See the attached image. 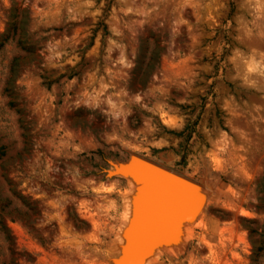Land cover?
Here are the masks:
<instances>
[{
  "label": "rangeland",
  "instance_id": "rangeland-1",
  "mask_svg": "<svg viewBox=\"0 0 264 264\" xmlns=\"http://www.w3.org/2000/svg\"><path fill=\"white\" fill-rule=\"evenodd\" d=\"M130 155L208 194L153 264H264V0H0V264H112Z\"/></svg>",
  "mask_w": 264,
  "mask_h": 264
},
{
  "label": "bare ground",
  "instance_id": "bare-ground-1",
  "mask_svg": "<svg viewBox=\"0 0 264 264\" xmlns=\"http://www.w3.org/2000/svg\"><path fill=\"white\" fill-rule=\"evenodd\" d=\"M135 160L131 156L129 164ZM114 174L125 179L129 189L124 194L123 212L126 217L121 221L116 236V254L110 257L112 264L117 261L118 264H153L190 238L193 228L203 225L202 218L205 216L206 204L209 203L206 197L208 194L204 193L206 189L201 190L198 185L189 184L191 191L185 192L179 199L162 197L154 190L147 195L145 186L141 185L143 178L138 174ZM133 232L137 237L131 248L127 249Z\"/></svg>",
  "mask_w": 264,
  "mask_h": 264
},
{
  "label": "water",
  "instance_id": "water-1",
  "mask_svg": "<svg viewBox=\"0 0 264 264\" xmlns=\"http://www.w3.org/2000/svg\"><path fill=\"white\" fill-rule=\"evenodd\" d=\"M131 156L135 157L136 160L132 164H129ZM115 172H120L121 174L132 173L141 176L143 178L141 185L145 186V194L147 195L154 190L162 197H176L179 199L185 192L191 191L189 184L198 185L197 182L191 180L178 170L138 155H130L123 161H109L107 167L103 170L104 177L106 179L115 178L117 177L114 174ZM109 173L112 174L109 176ZM136 237L137 235L133 232L132 241L129 243L127 249L131 248ZM115 264H118V261Z\"/></svg>",
  "mask_w": 264,
  "mask_h": 264
},
{
  "label": "trees",
  "instance_id": "trees-1",
  "mask_svg": "<svg viewBox=\"0 0 264 264\" xmlns=\"http://www.w3.org/2000/svg\"><path fill=\"white\" fill-rule=\"evenodd\" d=\"M187 126H188V123L184 126V128H183L181 131H179V132H177V133H173V132H171V131H168V132L173 133V134H175L176 136H180V135H182V133L184 132V130L187 129ZM187 137H188V134H185L183 140H186ZM179 145H180V144H179ZM182 158H183V154L181 155V159H182Z\"/></svg>",
  "mask_w": 264,
  "mask_h": 264
}]
</instances>
